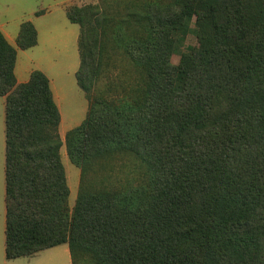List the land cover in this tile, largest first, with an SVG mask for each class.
Returning <instances> with one entry per match:
<instances>
[{
	"label": "trees",
	"instance_id": "1",
	"mask_svg": "<svg viewBox=\"0 0 264 264\" xmlns=\"http://www.w3.org/2000/svg\"><path fill=\"white\" fill-rule=\"evenodd\" d=\"M189 5L67 7L89 98L86 118L65 135L80 169L71 209L49 80L33 70L18 83L16 49L0 31L6 259L67 243L72 264H264V0H204L198 44L173 63L191 29ZM35 43L33 24L22 22L17 45ZM114 54L139 73L118 103L92 93ZM119 153L139 161L141 179H91Z\"/></svg>",
	"mask_w": 264,
	"mask_h": 264
},
{
	"label": "rangeland",
	"instance_id": "2",
	"mask_svg": "<svg viewBox=\"0 0 264 264\" xmlns=\"http://www.w3.org/2000/svg\"><path fill=\"white\" fill-rule=\"evenodd\" d=\"M63 1L69 0H0V24L6 26L7 28H17L21 19L29 18L33 11L44 10L43 8L49 6L52 12H55L62 5ZM98 0H72L69 6L82 7L87 4L96 3ZM191 8L192 18L190 21L191 29L182 38V40L177 41V47L172 55V62L177 63L180 60L181 52H185L188 49V45H197L198 39L194 34V27L197 23V11L200 8L204 0H188ZM67 9V7H66ZM52 14L48 16L52 17ZM53 23L57 27L59 34L63 40L65 36L63 35L62 28L60 25L59 17H55ZM63 52L70 55L69 44L63 43ZM77 72V71H76ZM70 79L65 75L63 80L65 82V89L62 95V101L60 102V109L62 120L58 126V133L62 140V145L60 147V159L63 164L66 181L69 188L68 193V206L70 209L73 207L75 198L77 195L80 179V169L74 163H72L68 153L65 143L66 133L79 126L87 116L85 110V104L88 102L89 98L86 93L79 87L76 79V73L70 70ZM139 77L138 71L130 64L128 61L122 57L120 54L112 55V58L108 59L106 64L101 68V73L98 80L95 82L92 93L103 92L104 96L115 102L121 100L129 99L130 90L135 86ZM59 80V79H57ZM4 98V97H3ZM89 109V105L87 111ZM4 106L0 101V255L3 249L4 242V116H3ZM104 164H109L107 170L101 173H95L92 175L91 179L100 181L101 184L109 185V182H114L117 186L126 183H135L141 179L142 174L139 170V161L135 159L131 154H116L104 162ZM111 167V168H110ZM99 172V170L97 171ZM105 176V179H102ZM128 180V181H127ZM28 259H12L6 264H34ZM0 264H4L0 261ZM38 264H49L46 261L40 262Z\"/></svg>",
	"mask_w": 264,
	"mask_h": 264
},
{
	"label": "crops",
	"instance_id": "3",
	"mask_svg": "<svg viewBox=\"0 0 264 264\" xmlns=\"http://www.w3.org/2000/svg\"><path fill=\"white\" fill-rule=\"evenodd\" d=\"M62 5H58V9L52 12L51 7L47 6L44 10L33 11L29 18L21 19L17 28H7L0 24V31L5 36L7 41L16 49V60L14 64V75L18 83L25 82L33 70L43 72L48 80L52 91L53 99L59 109L62 95L65 92V82L63 76L70 79V70L76 73L80 65V54L78 48V40L80 27L77 23L71 22L66 14V7L72 2L63 1ZM38 12V13H37ZM52 14V17L48 16ZM55 17H59L65 39L61 37V33L57 31V27L53 23ZM24 21H30L36 30V43L27 48H20L17 45V36L20 30V25ZM68 43L70 46V55L63 52V43ZM59 79V80H57ZM0 101L4 106V98L0 96ZM88 102L85 104L87 112ZM4 116V111H3ZM62 120V115H61ZM4 178V175H3ZM4 180V179H3ZM4 182V181H3ZM4 221H5V202H4ZM0 255V261L4 264L12 259H28L34 264L46 261L49 264H72L70 252L67 243H61L43 250H40L30 256H20L12 259H6L4 253L5 244ZM1 251V250H0Z\"/></svg>",
	"mask_w": 264,
	"mask_h": 264
}]
</instances>
